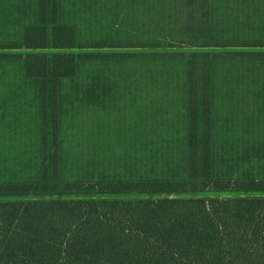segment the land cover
Returning a JSON list of instances; mask_svg holds the SVG:
<instances>
[{
  "label": "trees",
  "instance_id": "16d2710c",
  "mask_svg": "<svg viewBox=\"0 0 264 264\" xmlns=\"http://www.w3.org/2000/svg\"><path fill=\"white\" fill-rule=\"evenodd\" d=\"M0 264H264V0H0Z\"/></svg>",
  "mask_w": 264,
  "mask_h": 264
},
{
  "label": "rangeland",
  "instance_id": "374dc122",
  "mask_svg": "<svg viewBox=\"0 0 264 264\" xmlns=\"http://www.w3.org/2000/svg\"><path fill=\"white\" fill-rule=\"evenodd\" d=\"M192 50H196V49H192ZM142 51H146V50H142ZM170 52H175L176 53V49H174V48H171L170 50H169ZM186 51H191V50H186ZM89 52H96V53H98V54H110V53H127L126 51H122V50H115V49H107V50H103V49H100V50H90ZM88 52V50L87 51H75L74 53L75 54H78V53H89ZM148 53H149V50H148ZM100 56V55H99ZM144 66H145V64H143ZM147 69H152V65H150V64H148V67H147ZM176 71H178L180 74H181V72H180V69L178 68H176ZM155 77V72L154 71H152L151 73H150V75H149V78L150 79H152V78H154ZM98 76L96 75V73H95V77H94V80H92V81H94V83H90V85H91V87H93V88H96V89H99L100 90V88L102 87L101 85L103 84V82L101 83V80H102V78H100L99 80H98ZM91 80H89V82H92ZM164 84V83H163ZM179 84V85H178ZM178 84H176V83H174V84H172L171 86H169V87H167L170 91H172V90H174V91H176V93H174V96H172V98L171 99H173V100H175L176 99V97H177V89L178 88H181V89H183V86H184V83H183V81H182V79H181V81L178 83ZM149 85L150 86H155V87H158L160 84H158V83H152V82H149ZM161 87H164V86H161ZM163 93H166V92H163ZM73 94L74 93H72V96H73ZM151 96L153 95V96H156V95H154L153 93H151L150 94ZM180 105H182L183 106V98H182V104H181V102H180ZM97 122V121H96ZM35 135V133H29L28 134V136H30V137H33ZM87 136H93V134H90V135H87ZM89 160H91L92 158H88ZM259 168V166H256L255 167V169H258ZM201 196H206V197H213V196H219V197H228V196H230V194H226V193H218V194H214V193H203V194H200Z\"/></svg>",
  "mask_w": 264,
  "mask_h": 264
}]
</instances>
